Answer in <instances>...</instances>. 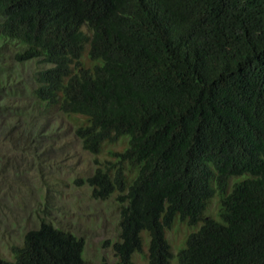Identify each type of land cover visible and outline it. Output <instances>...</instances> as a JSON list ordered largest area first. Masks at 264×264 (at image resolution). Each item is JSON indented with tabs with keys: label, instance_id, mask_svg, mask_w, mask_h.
<instances>
[{
	"label": "trees",
	"instance_id": "1",
	"mask_svg": "<svg viewBox=\"0 0 264 264\" xmlns=\"http://www.w3.org/2000/svg\"><path fill=\"white\" fill-rule=\"evenodd\" d=\"M7 60L38 64L16 86ZM38 108L75 120L83 149L110 147L84 181L115 193L121 263L144 232L148 264H171L179 215L202 223L178 264H264V0H0V132L39 141ZM214 195L217 221L199 210ZM83 247L41 217L0 264H85Z\"/></svg>",
	"mask_w": 264,
	"mask_h": 264
},
{
	"label": "rangeland",
	"instance_id": "2",
	"mask_svg": "<svg viewBox=\"0 0 264 264\" xmlns=\"http://www.w3.org/2000/svg\"><path fill=\"white\" fill-rule=\"evenodd\" d=\"M11 62L6 61L14 67L12 83L16 86L21 80L17 73L27 76L31 67L38 64L27 61L18 67ZM25 91L24 88L16 97L8 124L20 123L21 119L15 120L18 104V112L24 116ZM26 119H31L37 129L43 130L39 141L36 138L31 143L28 138L7 137L8 126L0 132V257L10 259L11 245H20L24 232L43 217L82 237L85 264H123L113 248V243L120 239L119 205L115 193L103 198L94 197L84 181L94 171L95 159L101 160L110 147H104L97 154L83 149L73 135L76 121L56 111L42 112L38 108L31 117L26 114ZM218 202V196L214 195L205 213L217 218L214 214ZM176 221H179L178 216ZM197 227L176 223L173 232L166 230L165 237L173 252L172 264H178L175 256L178 249L183 246L186 235ZM142 236L144 249L132 252L127 264H148V240L144 232Z\"/></svg>",
	"mask_w": 264,
	"mask_h": 264
},
{
	"label": "clouds",
	"instance_id": "3",
	"mask_svg": "<svg viewBox=\"0 0 264 264\" xmlns=\"http://www.w3.org/2000/svg\"><path fill=\"white\" fill-rule=\"evenodd\" d=\"M235 181H234V179H232V178H228V184H227V188H226V194H228L229 192H231L232 191V187H233V183H234ZM210 184H211V186H212V188H213V191H217V190H219V191H221L220 189H219V187H218V185L216 184V181H215V179H211L210 180ZM226 194H224V195H226ZM224 195H223V197H224ZM211 202V199L210 198H208L207 199V201H206V203H205V205L202 207V208H200L199 210H201V215H202V217H205V218H211V219H214V221H217L218 219H219V208H220V204L221 203H218V205H217V210H216V213L214 214V215H216L217 216V218H214V217H212V216H209L208 214H206L205 213V211H206V209H207V207H209V203ZM176 216H178V218H179V221H176V222H174V220H173V224H172V227H170V231L169 232H173V226L176 224V223H179V224H184V225H197L198 227H197V229H195V230H193V231H190L187 235H186V237L188 236V235H190L191 233H196V231L198 230V228H199V226L201 225V223H202V220H200V221H198L197 223H194V224H188V222L184 219V220H181L180 219V217H179V215H176ZM175 216V217H176ZM175 219V218H174ZM185 237V238H186ZM182 242V241H181ZM144 248L142 247V249L141 250H143ZM179 250V249H178ZM138 251V250H137ZM172 251V250H171ZM135 252V251H134ZM178 252V251H177ZM147 253V252H146ZM172 254H173V252H172ZM176 258H177V253H176ZM146 258H147V256H146ZM172 264V263H171Z\"/></svg>",
	"mask_w": 264,
	"mask_h": 264
}]
</instances>
